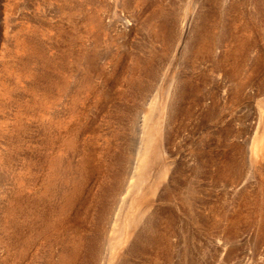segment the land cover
<instances>
[{"label": "rangeland", "instance_id": "374dc122", "mask_svg": "<svg viewBox=\"0 0 264 264\" xmlns=\"http://www.w3.org/2000/svg\"><path fill=\"white\" fill-rule=\"evenodd\" d=\"M87 1L0 0V262L264 264V0Z\"/></svg>", "mask_w": 264, "mask_h": 264}, {"label": "bare ground", "instance_id": "6f19581e", "mask_svg": "<svg viewBox=\"0 0 264 264\" xmlns=\"http://www.w3.org/2000/svg\"><path fill=\"white\" fill-rule=\"evenodd\" d=\"M92 3V0H89V1H87V3ZM90 3V4H91ZM53 7V6H52ZM23 8V7H22ZM21 8V9H22ZM75 19V18H74ZM57 20H58V18H57ZM216 20V19H215ZM220 20V19H219ZM217 21V20H216ZM71 22V21H70ZM219 22V21H218ZM92 23H93V25H94V27H95V33L96 34H98L99 33V29H97L96 27H98L99 26V24L101 23V21H100V19H97V17H95L93 20H92ZM211 23V22H210ZM214 24V23H213ZM216 26H217V24H216ZM210 27V26H209ZM212 27V26H211ZM210 27V28H211ZM213 27L214 28H216L214 25H213ZM82 31V30H81ZM209 31V30H208ZM213 34V33H212ZM208 37V36H207ZM215 37V36H214ZM214 37H213V39H214ZM209 38V37H208ZM218 38V37H217ZM202 40V39H201ZM212 40V39H211ZM232 40V39H231ZM233 41H235V40H233ZM237 42H238V40H237ZM236 44V43H235ZM236 46V45H235ZM235 48V47H234ZM232 49V48H231ZM233 50H235V49H233ZM231 52V51H230ZM234 52V51H233ZM238 52H239V50H238ZM242 52V51H241ZM240 52V53H241ZM243 53V52H242ZM105 55V54H104ZM239 55V54H238ZM231 60V59H230ZM223 69V68H222ZM228 73V72H227ZM226 73V74H227ZM229 74H230V72H229ZM153 100L155 101V99L153 98ZM157 100V99H156ZM154 101H152V100H150V104H149V112H147V113H145L144 115H142L141 116V118H140V128L139 129H141L140 131H141V137L140 138H142L141 139V141H140V146H139V152H138V160H139V162L136 164V166H135V168H134V173L136 174L137 173V171L139 172V170H140V168L142 167V163H141V159H143L144 158V156L146 155V153L148 152V150H149V140H150V133H151V129L153 128L152 127V124H151V122H152V120H153V114H154V112H152V110L154 111V108H156L157 107V105H156V103L154 102ZM155 103V104H154ZM150 105H151V107H150ZM261 131V130H260ZM264 131V130H263ZM263 133V132H262ZM152 134V133H151ZM261 134V133H260ZM256 135V134H255ZM262 135H264V133L262 134ZM153 136V135H152ZM259 136V135H258ZM255 137H253V139H254ZM70 142V141H69ZM253 141H252V143L250 144V148H252V146H253ZM263 145H261V147H262ZM264 147V146H263ZM262 147V148H263ZM264 149V148H263ZM253 149H251V151H252ZM259 150V149H258ZM92 152V151H91ZM21 153H23V152H21ZM91 155V154H90ZM251 155V154H250ZM94 161V160H93ZM77 166V169H79L80 168V164H78V165H76ZM75 166V167H76ZM144 166V165H143ZM87 167V166H86ZM90 169V168H89ZM140 173V172H139ZM143 173V172H142ZM138 174V173H137ZM7 175V174H6ZM142 175V174H141ZM85 177V176H84ZM142 177H143V175H142ZM6 179H7V181L8 182H10V177L9 176H6ZM6 182V181H5ZM12 184V183H11ZM134 185H135V187L137 186V181L135 182V183H133ZM131 185H132V183H131ZM63 192V191H62ZM70 194H66V196L64 197V201L66 202V203H69L70 202ZM82 197V196H81ZM129 203V199L126 197L125 198V200L123 201V204H128ZM13 205V204H12ZM12 205H10L7 209H6V211H5V215L10 219V216H11V214L13 213H11V210H12ZM141 214H142V212H141ZM140 215V214H139ZM141 216V215H140ZM117 219L118 220H121L122 219V215H120V213H117ZM136 222L138 223V220L136 219ZM135 222V223H136ZM136 223V224H137ZM136 224H134V227H135V225ZM9 225V224H8ZM118 226H120L119 224L118 225H116V230L118 229L117 227ZM4 235H5V233H3ZM5 246V245H4ZM110 246H112V242H110ZM6 249H8V245H6V247H5ZM2 249H4V248H2ZM4 251H6V250H4ZM7 259V258H6ZM6 259H4V260H2L1 262H0V264H9V262L11 261V260H6Z\"/></svg>", "mask_w": 264, "mask_h": 264}]
</instances>
